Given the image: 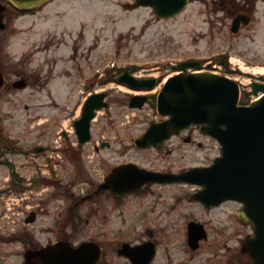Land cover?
<instances>
[{
	"label": "flooded vegetation",
	"instance_id": "1",
	"mask_svg": "<svg viewBox=\"0 0 264 264\" xmlns=\"http://www.w3.org/2000/svg\"><path fill=\"white\" fill-rule=\"evenodd\" d=\"M262 2L264 0L186 1V9L190 7L198 10L199 15H203L205 22L210 26L203 35L210 43L214 42L215 35L222 29L228 34L224 46L226 49L207 56L210 57L209 61H205L207 57H203L200 60L202 65L214 64L212 59L214 55L218 60L222 58L228 60L227 54L235 44V37L254 22V15ZM126 6L129 10L148 9L157 20H162L150 7L138 6L137 0H132ZM35 12L31 11V13ZM236 18H238L236 24L232 25ZM247 20L249 24L243 25ZM123 71L125 70L106 69L105 74L99 73L102 74L99 81L97 79L99 74L93 75L89 81L90 87H94L97 83L103 86L101 91L105 95L104 101L107 107L104 110L107 113L104 112L101 118L108 124L103 125L98 133H93L95 122L98 121L96 114L88 143L84 145L78 143L74 131V120L78 115H75L71 121L73 139L65 127L55 130L60 124L62 125L58 115L44 119L46 122L44 136L49 139L44 146L24 148L20 145L19 139L0 134V262L4 263L13 257L15 264H23L27 251L39 250L58 242H65L73 247L89 242L100 251L98 264H113V260L108 257V251L124 264H133L127 252L125 254L124 248L144 245L149 246L140 249L142 264H255L244 250V240L253 232L251 225L242 222L238 216L241 203L234 199L217 202L210 199L211 202L203 203L198 193L204 190V186L199 183V179L188 178L182 181L175 178L176 175L192 168L208 167L216 157L220 156V149H209V142L214 140L202 133L201 125L190 124L149 148H137L133 144V140L150 124L167 119L155 110L157 96L163 85L162 74L155 76L153 87L143 91H129L130 94L124 95L127 104L133 95L145 96V104L141 110L148 107L152 113L140 117L144 122L143 129L130 140L129 144L121 138L119 129L123 124L122 122L117 124L116 117L109 111L110 95L107 90L113 81L111 73L115 72L118 76ZM128 71L139 78L151 76V74L141 76L136 70ZM12 72L14 80L10 82V88L24 85L23 89H25L31 84L32 79L29 74L22 70H12ZM3 74L7 82L4 71ZM46 79L48 80L47 76H38L36 86L40 87V83L46 85ZM17 81L20 83H16ZM257 81L264 84V77ZM71 112L63 111L68 115ZM127 122L124 126H129V119ZM55 134L59 135L60 142L52 140ZM114 143L124 145L125 149H117L122 159L110 165L108 161L114 158L112 153L116 150L111 149ZM89 144H92L91 148L85 149ZM180 144L196 148L189 150L191 157L195 159H198V154L203 151L213 155L207 162L205 158L202 162L176 167L169 159L176 150H179L174 149L173 146ZM129 152L133 154V158L124 159L123 155ZM127 164L136 165L147 172L146 174L154 175V178L146 180L139 189L126 193L115 194L112 190L104 188L105 176L114 167ZM176 187H181L186 193L179 194L178 197L174 194L173 199L170 198L163 203V209L165 214L175 215V212L183 207L180 206V202H184L186 212H180V217L184 219L181 229L182 240L175 239V229L179 228L168 225L159 227L156 232L144 228L142 235L133 240L111 239L109 241L113 244L111 249L108 248V241L103 244L106 238L103 239L102 235L113 230L111 226L113 217L121 224L125 223L126 204L129 200L140 201L154 195L160 196L163 191ZM154 202L151 205L145 203L141 206L140 217L144 214V210L158 209L161 202L159 199ZM146 204H149L148 207H145ZM84 227H91L89 233L92 231L93 233L85 238H79ZM96 229L99 232L95 231ZM113 231L122 234L123 229L120 227ZM198 232L201 236L197 241L190 242L189 235L195 237ZM44 234H51V237L47 236L49 238L44 240Z\"/></svg>",
	"mask_w": 264,
	"mask_h": 264
},
{
	"label": "rangeland",
	"instance_id": "2",
	"mask_svg": "<svg viewBox=\"0 0 264 264\" xmlns=\"http://www.w3.org/2000/svg\"><path fill=\"white\" fill-rule=\"evenodd\" d=\"M129 2L132 0H54L34 15H20L7 7L6 27L0 30V71H4L8 79L7 87L0 94V134L19 139L24 148L44 146L49 142L44 136V119L58 115L62 125L55 130L65 127L73 139L71 121L75 110L88 93L103 88L99 83L89 86L97 70L105 74V67L135 68L141 76L162 74L164 79L173 74L172 67L181 61L206 58L226 49V30L216 34L213 43L203 36L210 26L198 10L188 7L179 16L163 21L157 20L148 9H127ZM254 16V22L235 37V44L227 54L228 60L238 62L241 69L228 62L229 70L221 72L240 84L241 94L246 98L250 92V81L264 77V2L259 4ZM209 59L207 57L205 61ZM12 70L29 74L31 84L23 90L10 88V82L14 80ZM102 74L97 76L98 81ZM38 76H47L46 85L40 83V87L36 86ZM107 91L110 95L109 111L116 117L117 124L122 122L119 133L129 144L143 129L144 122L140 117L152 111L148 107L140 111L128 109L124 95L129 92L122 85L112 83ZM63 111L72 112L68 115ZM104 112L107 113L105 110L98 113L93 133H98L103 125L108 124L101 118ZM127 119L129 126H124ZM102 135L106 136L105 133ZM58 137L55 134L52 140L59 141ZM91 145L85 146V149H90ZM209 145V149H218L216 142L210 141ZM173 148L179 150L169 160L176 167L202 162L205 158L207 162L213 155L203 151L195 159L189 153V150L196 149L193 146L180 144ZM111 149L116 150L112 153L114 158L108 161L110 165L122 159L117 149H125V146L114 143ZM123 158H133V154L125 153ZM185 193L181 187H176L163 191L160 196L129 200L125 223L112 218L113 230L121 227L122 234L113 230L104 233L102 238L106 239L103 244L108 241V248L111 249V239L133 240L142 235L144 228L156 232L159 227L168 225L179 228L175 229V239L182 240L184 219L180 217V212H186L184 202H180L183 207L175 215L165 214L163 203L173 199L174 194L178 197ZM157 199L162 205L156 210H144L140 217L141 206L145 203L151 205ZM90 230L91 227L81 229L79 238L91 235L93 231L89 233ZM47 236L51 237V234H44V240L49 238ZM111 236L113 238L109 239ZM108 257L113 264H124L110 251ZM0 264L15 263L11 257Z\"/></svg>",
	"mask_w": 264,
	"mask_h": 264
},
{
	"label": "water",
	"instance_id": "3",
	"mask_svg": "<svg viewBox=\"0 0 264 264\" xmlns=\"http://www.w3.org/2000/svg\"><path fill=\"white\" fill-rule=\"evenodd\" d=\"M5 1L15 9L25 11L48 0ZM137 3L151 6L161 18H171L182 11L186 0H138ZM3 10L4 7L0 11ZM1 20L0 12V29H3ZM199 66L198 62L186 61L177 67ZM117 80L133 88L151 87L154 82L153 79L138 80L127 72ZM3 85L4 79L0 73V90ZM251 88L253 94L264 93L262 84L252 83ZM103 96H89L80 118L74 123L80 143L89 140L90 120L95 110L104 106L101 103ZM143 99L134 97L130 107H141ZM238 101V84L225 76L211 73L175 75L166 81L157 102L158 112L171 118L152 124L135 140V145L149 147L190 123L202 124L203 132L214 137L221 145L222 157L215 160L212 167L177 175L176 180H202L201 183L206 186V190L199 194L203 203L210 202L213 196H218L220 201H241L244 207L238 216L242 222H250L254 230V236L246 239L244 250L254 263L264 264V94L249 105H238ZM152 177L151 174L139 172L135 166L127 165L115 168L105 180L107 188L112 191L126 192ZM200 236V232L195 237L189 235V241L195 242ZM144 246L124 248L133 264H142L143 257L139 252ZM98 261L99 250L91 243H83L77 248L58 243L28 251L24 264H97Z\"/></svg>",
	"mask_w": 264,
	"mask_h": 264
},
{
	"label": "trees",
	"instance_id": "4",
	"mask_svg": "<svg viewBox=\"0 0 264 264\" xmlns=\"http://www.w3.org/2000/svg\"><path fill=\"white\" fill-rule=\"evenodd\" d=\"M219 64H222L224 67H226V60L224 58L217 60Z\"/></svg>",
	"mask_w": 264,
	"mask_h": 264
}]
</instances>
